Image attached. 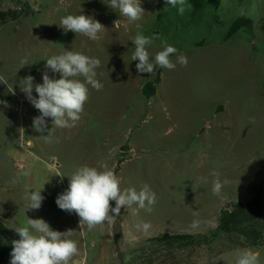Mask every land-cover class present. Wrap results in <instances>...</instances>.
Returning <instances> with one entry per match:
<instances>
[{
    "label": "rangeland",
    "instance_id": "obj_1",
    "mask_svg": "<svg viewBox=\"0 0 264 264\" xmlns=\"http://www.w3.org/2000/svg\"><path fill=\"white\" fill-rule=\"evenodd\" d=\"M27 5L30 12L0 24V97L14 96L0 98V219L11 237L20 238L14 228L27 226V218H42L53 230L65 224L78 246L87 247L91 231L81 230L79 217L56 204L68 188L67 176L84 164L107 165L122 189L147 183L158 194L161 235L209 232L223 203L248 200L242 185L253 177L256 183L264 165V0H220L216 6L185 0L183 14L165 0H141L145 14L136 22L104 0H0V11L8 16ZM68 14L98 20L105 27L100 39L65 32L59 23ZM242 15L250 23L227 36ZM138 31L161 37L147 46L153 57L166 40L178 50L172 61L184 54L187 66L138 73L131 41ZM65 50L99 59L103 88L89 86L76 126L54 129V142L46 143L33 128L40 112L19 82L31 75L34 85L42 84L45 72L61 78L46 68V59ZM24 57L29 65L22 67ZM156 77L155 94L146 97L141 87ZM32 95L38 98L34 87ZM45 120L51 130V118ZM213 172L229 181L221 196L212 193ZM40 189L41 207L25 211L26 192ZM261 221L256 241L240 233L199 244L153 241L146 244L152 251L119 252L118 258L122 264H235L236 249L251 248L264 264V214Z\"/></svg>",
    "mask_w": 264,
    "mask_h": 264
},
{
    "label": "clouds",
    "instance_id": "obj_2",
    "mask_svg": "<svg viewBox=\"0 0 264 264\" xmlns=\"http://www.w3.org/2000/svg\"><path fill=\"white\" fill-rule=\"evenodd\" d=\"M104 2L130 22L139 21L145 14L141 0H104ZM165 2L171 7L179 6L178 11L183 14L185 0H165ZM59 27L65 32L81 34L93 41L99 40L100 33L105 30L98 20L84 14H68L61 17ZM137 28H140L139 24ZM159 39H161L159 35L148 37L140 31L132 38L134 44L132 61H138L136 64L138 73L152 74L157 67L174 70L177 63L187 66L188 59L184 54L177 55L176 62L172 61L171 57L176 55L178 50L166 40L161 41L162 50L156 52L153 57L147 46H151ZM20 63L22 67L29 65L27 57L22 58ZM99 67V59L81 52L65 50L62 54L46 59V68L60 73L61 78L52 79L45 72L42 84L34 85V77L31 75L19 82L21 91L40 112L39 116L33 118V128L41 133L39 137L44 142H54V129L76 126L89 98V86L97 91L103 88V84L97 79L96 69ZM78 77H83V80ZM33 87L38 98L32 95ZM46 117L51 118V130L47 129ZM46 131L47 134L44 135ZM212 175L214 177L212 193L221 196L223 187L229 181L227 179L222 181L218 172H213ZM58 176L64 177L62 174ZM67 177L68 188L58 195L56 204L61 210L75 213L79 217L81 230L86 228L87 231H92L98 226L112 223L120 214L122 207L133 209L136 214H139L140 210L150 214L157 203L156 193L147 183L139 190L136 187L122 189L121 178L107 165L101 168L87 164L80 165ZM42 189L26 192L25 211L38 210L41 207L44 200L41 195ZM112 201L115 202V207L111 206ZM198 223L194 220L191 226L196 228ZM133 227L137 231L147 233L152 225L150 222L141 221ZM14 229L20 238L12 241L10 264H71L73 257L79 254L78 242L71 238L75 231L71 229L63 232L53 230L42 218H27V226ZM235 264H261L259 253L251 248L236 249Z\"/></svg>",
    "mask_w": 264,
    "mask_h": 264
},
{
    "label": "trees",
    "instance_id": "obj_3",
    "mask_svg": "<svg viewBox=\"0 0 264 264\" xmlns=\"http://www.w3.org/2000/svg\"><path fill=\"white\" fill-rule=\"evenodd\" d=\"M211 3L216 6L220 0H210ZM30 12V8L27 5V9L24 8L21 13L9 12L8 15L4 11H0V24L7 22L8 20H15L21 14ZM250 19L245 15H242L235 19L229 26L227 36L234 33L241 26L249 24ZM159 81V77L154 80L146 81L141 91L143 95L149 97L155 94V84ZM2 99H12L14 96H2ZM264 214V171L263 176L254 189V194L249 200L246 201H230L221 206L218 216L217 226L205 233H176L166 234L164 236H157L151 238L156 242H165L167 244H175V242H181L182 244H199L202 241L209 242L215 240L221 234H243L249 238V240L256 241L262 237V225L261 216ZM259 227V228H258ZM10 235V231L6 223L0 219V264H10L12 241H14ZM233 241V240H231ZM234 245H238L237 243ZM235 247V246H234Z\"/></svg>",
    "mask_w": 264,
    "mask_h": 264
},
{
    "label": "crops",
    "instance_id": "obj_4",
    "mask_svg": "<svg viewBox=\"0 0 264 264\" xmlns=\"http://www.w3.org/2000/svg\"><path fill=\"white\" fill-rule=\"evenodd\" d=\"M261 169L262 175L260 178H258V181L256 183L255 180L257 179V177H253L249 178L242 185L241 193H249L251 195L248 200L254 194V189L263 176L264 165L263 167H261ZM249 182H251L250 187ZM247 189L251 190L247 192ZM156 196L157 203L155 204L154 209L150 214L146 213L143 210H140L139 214H136L133 209L121 208L120 214L116 216L115 220L112 223H106L92 230L91 239H89V245L87 247H84L83 250L82 246H78L79 254L73 257L71 264H122L118 258L119 252L129 253L138 249H142V251L149 249V251H152L153 246L146 245L153 242L151 238L166 235L158 234V232L156 231L159 222V198L157 193ZM111 206L115 207V205H112V203ZM133 208H135V206H133ZM141 221L151 223L152 227L147 233L134 229L133 226ZM55 230L63 232L68 229L65 224L60 223L59 225L57 224ZM113 257H115V260L112 259Z\"/></svg>",
    "mask_w": 264,
    "mask_h": 264
}]
</instances>
